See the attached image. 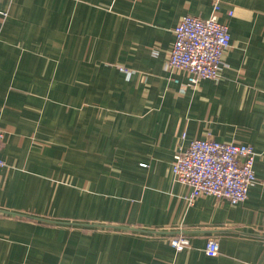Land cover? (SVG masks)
Here are the masks:
<instances>
[{
    "label": "crops",
    "instance_id": "obj_1",
    "mask_svg": "<svg viewBox=\"0 0 264 264\" xmlns=\"http://www.w3.org/2000/svg\"><path fill=\"white\" fill-rule=\"evenodd\" d=\"M214 1L1 0L0 264H264V0H216L217 78L165 67ZM206 136L252 146L244 201L187 200L173 155Z\"/></svg>",
    "mask_w": 264,
    "mask_h": 264
},
{
    "label": "built area",
    "instance_id": "obj_2",
    "mask_svg": "<svg viewBox=\"0 0 264 264\" xmlns=\"http://www.w3.org/2000/svg\"><path fill=\"white\" fill-rule=\"evenodd\" d=\"M218 10L215 0L208 17L186 14L173 30L174 40L165 67L185 72L189 86L203 78H217L220 73L224 53L230 46V34L228 24L218 20ZM3 137L0 128V144ZM254 159L255 152L249 144L206 136L192 139L186 149L175 151L171 170L177 181L189 186L186 197L189 202L197 196L211 194L237 204L246 199L248 189L256 182ZM4 165L0 157V168ZM169 244L181 251L189 245V239L176 235L169 238ZM204 251L209 256L216 255L217 240L209 238Z\"/></svg>",
    "mask_w": 264,
    "mask_h": 264
}]
</instances>
